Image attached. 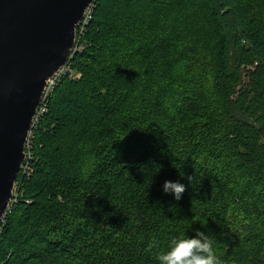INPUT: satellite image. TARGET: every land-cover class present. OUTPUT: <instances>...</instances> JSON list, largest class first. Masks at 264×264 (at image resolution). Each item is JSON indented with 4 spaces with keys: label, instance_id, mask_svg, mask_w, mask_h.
<instances>
[{
    "label": "trees",
    "instance_id": "1",
    "mask_svg": "<svg viewBox=\"0 0 264 264\" xmlns=\"http://www.w3.org/2000/svg\"><path fill=\"white\" fill-rule=\"evenodd\" d=\"M78 35L0 264H158L195 228L222 264H264V0H96Z\"/></svg>",
    "mask_w": 264,
    "mask_h": 264
},
{
    "label": "water",
    "instance_id": "2",
    "mask_svg": "<svg viewBox=\"0 0 264 264\" xmlns=\"http://www.w3.org/2000/svg\"><path fill=\"white\" fill-rule=\"evenodd\" d=\"M94 0H0V226L49 80L69 60Z\"/></svg>",
    "mask_w": 264,
    "mask_h": 264
},
{
    "label": "clouds",
    "instance_id": "3",
    "mask_svg": "<svg viewBox=\"0 0 264 264\" xmlns=\"http://www.w3.org/2000/svg\"><path fill=\"white\" fill-rule=\"evenodd\" d=\"M191 182L192 177H188ZM164 193H172L180 200L186 185L180 180L165 179L162 184ZM182 235L173 236L165 250L160 251L156 260L158 264H222L215 250L214 238L201 228L192 229Z\"/></svg>",
    "mask_w": 264,
    "mask_h": 264
},
{
    "label": "built area",
    "instance_id": "4",
    "mask_svg": "<svg viewBox=\"0 0 264 264\" xmlns=\"http://www.w3.org/2000/svg\"><path fill=\"white\" fill-rule=\"evenodd\" d=\"M95 1L91 4V6L89 7V9L86 11V14L85 16L83 17V19L81 20L80 24L78 25V32H80L81 34L84 32L85 30V26L88 24L91 16H92V11H93V7H94V4H95ZM77 45V44H76ZM78 46V45H77ZM76 46V47H77ZM75 47V49H76ZM69 61V60H68ZM66 62L63 67L56 73L55 76H53L50 80H49V83H48V86H47V89L43 95V98H42V101H41V104L36 112V115L34 117V120H33V125H32V128L30 130V133H29V137H28V140H27V143H26V159L22 165V168H21V172L23 173H29V170H30V160L32 158V153H31V139L33 137V132H34V128L36 127L37 123H39L40 121V118L41 116L44 114L45 111H47V99L48 97L51 95L55 85L57 84L58 80L64 76V75H67L68 73H70L69 71L72 69L71 68V64L69 62ZM71 74V73H70ZM16 191V189H15ZM17 201V195L15 193L13 199H11L10 201V204L7 208V211H6V214L5 216L7 215V213L9 211H11L12 209V206L14 204V202ZM4 216V218H5ZM3 218V219H4Z\"/></svg>",
    "mask_w": 264,
    "mask_h": 264
},
{
    "label": "rangeland",
    "instance_id": "5",
    "mask_svg": "<svg viewBox=\"0 0 264 264\" xmlns=\"http://www.w3.org/2000/svg\"><path fill=\"white\" fill-rule=\"evenodd\" d=\"M78 37L80 38V35L77 36V39H78ZM69 72H70L74 77H77V76L80 75L79 72L76 71V70H74V69H71ZM24 161H25V160H24ZM22 174H23V172H22ZM24 174H30V172H29V173H24ZM16 188H18V182H16ZM16 188H15V189H16Z\"/></svg>",
    "mask_w": 264,
    "mask_h": 264
},
{
    "label": "bare ground",
    "instance_id": "6",
    "mask_svg": "<svg viewBox=\"0 0 264 264\" xmlns=\"http://www.w3.org/2000/svg\"><path fill=\"white\" fill-rule=\"evenodd\" d=\"M25 159H26V157H25ZM24 163V162H23Z\"/></svg>",
    "mask_w": 264,
    "mask_h": 264
}]
</instances>
